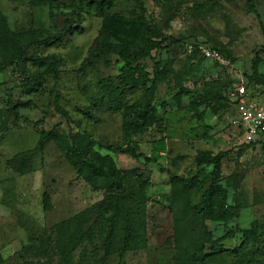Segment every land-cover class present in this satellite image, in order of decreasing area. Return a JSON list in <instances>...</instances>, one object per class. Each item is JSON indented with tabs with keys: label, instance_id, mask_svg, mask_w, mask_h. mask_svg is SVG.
Returning <instances> with one entry per match:
<instances>
[{
	"label": "rangeland",
	"instance_id": "374dc122",
	"mask_svg": "<svg viewBox=\"0 0 264 264\" xmlns=\"http://www.w3.org/2000/svg\"><path fill=\"white\" fill-rule=\"evenodd\" d=\"M256 10L259 19L247 0H0V264H198L185 255L196 249L216 253L201 264H264V144L248 146L229 127L237 87L248 103L264 102V85L249 81L264 48V0ZM128 39L161 42L133 63L135 87L117 78ZM201 46L228 64L202 57ZM49 55L59 60L56 78L42 74ZM260 59L264 81V50ZM25 78H39L37 91L27 92ZM148 101L159 127L127 133L128 107ZM54 127L64 142L41 141ZM72 142L124 188L131 249L121 255L99 248L110 188L68 163L62 148ZM204 153L224 154L216 176L225 197H214L210 216L198 210L213 171ZM193 176L200 185L185 188ZM77 226L83 242L69 251ZM253 229L260 235L243 244Z\"/></svg>",
	"mask_w": 264,
	"mask_h": 264
},
{
	"label": "trees",
	"instance_id": "16d2710c",
	"mask_svg": "<svg viewBox=\"0 0 264 264\" xmlns=\"http://www.w3.org/2000/svg\"><path fill=\"white\" fill-rule=\"evenodd\" d=\"M93 4H96L97 6H103L105 5L108 0H92ZM247 6L248 11L252 12L254 15L258 17V13L256 10V0H247ZM74 23H80V20L72 21ZM260 23V27L262 30V34L264 36V28ZM141 30H143V27H140ZM67 28L62 32H66ZM147 31V30H146ZM138 30L136 29L135 37L138 36ZM148 37H159L160 35H154L153 33H149ZM52 37L47 38L44 42L50 41ZM164 40V39H163ZM159 43L157 41L147 40L145 41V44L143 46L138 45V42H133L132 40L128 39L122 42L121 48L117 51L118 59L122 62V67L120 68V71L122 74H120L117 78L123 79L125 82V86H132L135 87L137 85V81L134 77V72L136 71V68L133 67V63L143 60L145 57L149 55V52L151 49L155 46H159ZM33 43L26 42L24 46L27 48L28 46L32 45ZM206 47V46H204ZM210 50L215 51L220 57L226 59V57L222 56L219 50L207 47ZM195 50V49H194ZM259 51L252 59V74L249 76V81L256 83L257 85H264V81H262L258 66L261 62L260 54L263 52ZM197 51L200 53L199 49L197 48ZM201 54V53H200ZM202 56V54H201ZM203 57V56H202ZM43 61H46L49 63L48 67L45 69V71L42 74H48L52 75L55 78L58 75L57 67L59 65V60L54 55H49L47 57L42 58ZM216 61V60H215ZM217 62V61H216ZM156 80V79H155ZM41 82L39 78H35L33 80L29 78H25V89L27 92H35L39 88ZM101 85L104 88V91L109 92L110 94H115V91L118 90L117 87L114 89L111 87L110 84L101 83ZM152 89L151 94L153 93L154 87H155V81H152L151 85ZM114 96V95H113ZM224 99L222 97L215 98V101L218 103L222 102ZM53 104L54 109L56 112H58L61 116L64 118H68L67 111L64 110L59 105V95L57 93H54L53 97ZM160 124V118L157 116L156 111L151 104V102H147L145 105L139 107L138 109H134L131 106L128 107L127 111V121L124 125V130L129 134H136L142 129H146L148 127L154 126L159 127ZM56 127L51 129L50 131H41V141L45 139H53L55 141L60 140V142H64V139L58 136V133L55 131ZM263 142L250 144L248 146H256V145H263ZM62 153L65 156L68 163L73 166L75 169L80 171H88L90 174V177H93L95 179L101 180L103 183H106L107 187L110 188V193H107L105 196L104 201H102L100 204L102 205V209H99V218L101 221H105V217L102 215V213H107V219L106 221L110 224L109 231L107 233V236H105V243H102L99 248L104 249L105 252L108 254H122L126 250L131 249L130 247V241L129 238L131 236L130 233V223L131 219L129 216V207L125 205V203L120 199L124 194V188L120 182V179L116 176L115 173H113V170L109 167H105L103 165L99 164V156H93L91 159L86 157L83 149H81L79 146H77L74 142H72L70 145L62 148ZM223 153H219L217 155H212L211 153H204L202 156L203 160L208 161L213 165V171L207 175L209 179V184L206 187L204 193L201 196V207L198 209L199 213L203 214L204 216H210L212 214V206H213V200L214 197H225V190L220 187V185L217 184V176L216 173L218 172V169L220 167V159L223 156ZM200 183L197 180V176L191 177L189 180H187L184 183V187L187 189L199 186ZM111 189H114L116 191V195L114 194V191L112 192ZM105 208V209H104ZM101 214V215H100ZM224 216V215H222ZM260 231L257 229L253 230H246L243 232L244 237V243L247 244L248 242H252L253 238L260 235ZM85 234L83 229L79 226L75 227L70 236L67 247H69V251L74 250L77 247H80L82 245V236ZM123 238V241H117V239L120 240ZM115 239V240H114ZM110 240H114L111 241ZM118 243V244H117ZM59 247V243H57ZM220 250H223L219 247L216 252H219ZM231 252L234 254H237V249H232ZM216 253H209L208 255H203L201 252V249H196L195 251H192L190 253L189 251H185L186 257L191 261L198 264H201L206 260V258L212 256Z\"/></svg>",
	"mask_w": 264,
	"mask_h": 264
},
{
	"label": "built area",
	"instance_id": "2783aa9c",
	"mask_svg": "<svg viewBox=\"0 0 264 264\" xmlns=\"http://www.w3.org/2000/svg\"><path fill=\"white\" fill-rule=\"evenodd\" d=\"M204 58L216 60L228 64L215 51L207 47H198ZM234 102L236 115L230 119L229 127L234 131V137L240 138L247 145L259 143L264 140V106L248 103L244 98L245 88L243 85L236 88Z\"/></svg>",
	"mask_w": 264,
	"mask_h": 264
},
{
	"label": "crops",
	"instance_id": "0c3cea01",
	"mask_svg": "<svg viewBox=\"0 0 264 264\" xmlns=\"http://www.w3.org/2000/svg\"><path fill=\"white\" fill-rule=\"evenodd\" d=\"M264 103V102H263ZM263 103H258V105H263ZM264 106V105H263ZM232 132H234V131H232ZM263 142V141H262Z\"/></svg>",
	"mask_w": 264,
	"mask_h": 264
}]
</instances>
